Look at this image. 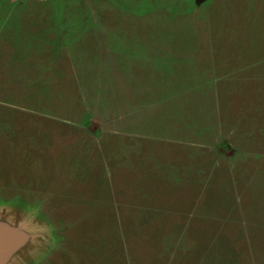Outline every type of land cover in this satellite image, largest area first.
Returning <instances> with one entry per match:
<instances>
[{"label": "rangeland", "instance_id": "1", "mask_svg": "<svg viewBox=\"0 0 264 264\" xmlns=\"http://www.w3.org/2000/svg\"><path fill=\"white\" fill-rule=\"evenodd\" d=\"M121 67L134 82H120ZM263 75L264 0H0V231L20 241L1 264H151L166 198L193 179L202 207L227 193L240 226L250 213L263 232L264 187L246 193L219 161L194 178L161 167L165 151L144 147L130 121L179 119L167 137L214 146L221 113V157L239 143L233 162L264 164V104L248 97L249 77ZM151 194L144 228L135 200Z\"/></svg>", "mask_w": 264, "mask_h": 264}, {"label": "crops", "instance_id": "2", "mask_svg": "<svg viewBox=\"0 0 264 264\" xmlns=\"http://www.w3.org/2000/svg\"><path fill=\"white\" fill-rule=\"evenodd\" d=\"M147 47L149 50L147 52L153 54L155 51V53H157L155 50L156 48L153 50L152 45H148ZM123 71L127 72V69L124 70L123 67L120 68V82H134V74L128 72L123 74ZM152 73L153 72L150 73V81L154 82ZM148 74V72L145 74L141 72L140 77L137 76L138 78L135 82H147L146 78L149 76ZM249 80L253 83V85H251L247 82V84L249 83L250 85L248 97L251 96L252 98L249 102L264 104V75L262 77L252 76L249 77ZM233 115L232 113V116ZM218 116L221 121V130L216 138V145L211 144L214 146L199 145L180 137H167L166 133H173L177 129L179 131L182 130V123L179 119H166L164 117H159L158 114L155 113L151 116H144L140 118L139 121H136V118L130 121H132L131 124H136L135 122L139 123L138 125L141 131L137 132L136 135H145L141 137L144 141L143 146L154 142H157V144L161 143V146L158 148L155 147L157 144H153L157 152L165 151V153L156 154L159 158V166L170 168L173 172H177L178 174L193 175L194 178L204 175L205 172L208 171V168L206 169V166H204L206 162H208L210 166H214V164L219 161L223 164L224 168H226V170H223L222 176H226L225 174L228 173L230 177L227 179H231V181L234 179L242 187L243 191L246 189V193L248 187L250 191L254 192V187H257L259 191L262 192V188L264 187V175L261 173H264V164L246 159L243 161H232L233 157H235L236 150L238 147H241V144L237 143L235 146L234 143V145L231 146L232 152L230 150V156L228 158L221 157L224 155L222 153L226 147V145L222 144L224 119L226 117L221 113H218ZM119 118H121V115ZM125 121L128 122L129 119L126 117ZM124 128H120V130L114 128V130L108 131L128 135L127 130H123ZM177 136H179V133ZM148 141L151 142L148 143ZM125 146L127 149V143H125ZM189 146L194 149H189ZM153 147L148 148L153 150ZM226 148L229 149L228 147ZM129 149L137 153L140 147L137 146L135 142L134 146H129ZM207 149L209 151H217L218 158L211 160L200 159L199 156H201V152ZM176 150L184 151V154L188 155L189 153V155L185 158L186 156L183 154V156H185L184 159H176ZM191 152L193 153L191 154ZM201 168H204V174ZM199 182V179H193L191 186H189L190 193L184 191V193L179 192V194H176L172 192V194L169 193L168 198H166L172 203V207H170L171 209L163 228V230L168 231V233L162 234L163 236L160 238L161 242L158 243L157 240L156 245L159 248L157 252H154L156 254L155 260L151 264H173L175 260L172 259V256L174 254L175 256L177 254L181 256L179 260L176 261V264H264V231L254 232L252 223L253 218L250 213L248 221L245 219V224L240 226L239 219L233 214V204L231 200H228L229 195H227V193L219 194L216 190L219 196H210L207 204L202 207L201 204L204 195L202 189L200 190L199 188L201 184ZM239 192L236 193L238 194L237 198L242 199ZM152 197L157 198V195L151 194V197L141 196L135 200L136 205L134 206L135 212H133V214H135L137 222L141 221V223L146 224H143L144 228L150 225L149 221L151 220L147 217L148 215H145L147 212L144 206L147 204V200L153 199ZM259 209V207L254 206L252 212L256 214L255 211ZM154 230H161V228H150L152 232L150 237L153 239L155 237L153 233ZM221 233H225L226 235L222 236L223 240H217L218 235ZM241 235L244 237H241ZM181 248H183L182 251L180 250ZM167 254L169 255V260L165 263L163 259L165 257L164 255Z\"/></svg>", "mask_w": 264, "mask_h": 264}, {"label": "water", "instance_id": "3", "mask_svg": "<svg viewBox=\"0 0 264 264\" xmlns=\"http://www.w3.org/2000/svg\"><path fill=\"white\" fill-rule=\"evenodd\" d=\"M19 242V235L13 229L6 228L0 231V264L8 257Z\"/></svg>", "mask_w": 264, "mask_h": 264}]
</instances>
